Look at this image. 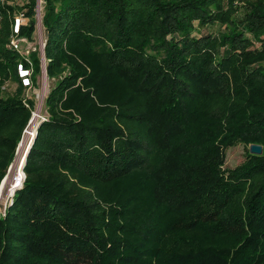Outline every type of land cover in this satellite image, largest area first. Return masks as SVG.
I'll return each instance as SVG.
<instances>
[{
  "label": "trees",
  "instance_id": "1",
  "mask_svg": "<svg viewBox=\"0 0 264 264\" xmlns=\"http://www.w3.org/2000/svg\"><path fill=\"white\" fill-rule=\"evenodd\" d=\"M42 1V53L0 4V181L51 81L0 264H264V0Z\"/></svg>",
  "mask_w": 264,
  "mask_h": 264
},
{
  "label": "rangeland",
  "instance_id": "2",
  "mask_svg": "<svg viewBox=\"0 0 264 264\" xmlns=\"http://www.w3.org/2000/svg\"><path fill=\"white\" fill-rule=\"evenodd\" d=\"M211 31L216 32L217 30H220V27L215 25L209 28ZM39 35H43V29L40 27L39 31L36 29V34L34 35V41H29L27 43L21 42L20 49H26L35 47V44L38 43V37ZM24 43V44H23ZM31 73V72H29ZM25 84L26 82L22 80ZM51 85V81L47 78L45 74V68L42 66L41 74L37 77V85L32 86L29 90V93L33 94L35 97V107L31 111V116L25 126V128L22 131L21 138L16 146L14 157L12 160V163L10 167L8 168L5 176L0 181V206L3 205L5 202H9L10 197L8 194L10 193V184L8 183V180L11 179V175L13 173V165L17 158V155L19 153H23L24 156V162L26 158V154L28 152V149L30 148L34 137L36 135V128L38 124L43 121L46 118V115L43 111V100L49 90V87ZM7 88L9 90H12L14 88V85H7ZM44 117V119H43ZM27 130V131H26ZM21 148V149H20ZM245 159V147L242 143H238L235 146L229 147L225 153V160H224V166L225 167H234L237 164L241 163ZM23 162V165H24ZM23 168V166H22ZM23 172V170H22ZM18 188V187H17ZM15 188V190L17 189ZM14 190V191H15Z\"/></svg>",
  "mask_w": 264,
  "mask_h": 264
},
{
  "label": "built area",
  "instance_id": "3",
  "mask_svg": "<svg viewBox=\"0 0 264 264\" xmlns=\"http://www.w3.org/2000/svg\"><path fill=\"white\" fill-rule=\"evenodd\" d=\"M15 1H18V0H0V4H2V3H12V2H15ZM42 3H43L42 0H34V5H33L35 24H36V29L38 31H39V29L41 27V22H42V20H41L42 19ZM26 21H27V19H26V17L24 16V14L22 12H19V13H17L14 16L13 25H12V35H11L10 40H9V45L13 49H20L21 42L27 43L26 38L19 35L20 26L23 25ZM38 43H39V47H40V50H41V53H42V48L44 46V37H43V35H39ZM34 49H35V47H32V48H28L27 47L25 49V53H29L30 50H34ZM42 66L44 67V62H43ZM19 72H20V76H21L22 80H24L26 82L25 85L28 84L29 83V77L28 76L30 75L29 72H31V71L28 70V69H24L21 66H19ZM43 119H44V117H43ZM24 177H25V174H24V172H22V179L19 180V182L17 184V187H20L22 185ZM14 190L15 189L10 191V193L8 194L9 196H11L9 202H5V203H3V205L0 206V216H4L5 215L6 208L11 204L12 195L14 193ZM0 192H1V189H0Z\"/></svg>",
  "mask_w": 264,
  "mask_h": 264
},
{
  "label": "bare ground",
  "instance_id": "4",
  "mask_svg": "<svg viewBox=\"0 0 264 264\" xmlns=\"http://www.w3.org/2000/svg\"><path fill=\"white\" fill-rule=\"evenodd\" d=\"M23 162H24L23 153H19L17 155V158H16V160L14 162V165H13V170L14 171H13V173L11 175V179L8 180V183L11 186L10 187V191H12L13 189L17 188V184H18L19 180L22 179V166H23Z\"/></svg>",
  "mask_w": 264,
  "mask_h": 264
},
{
  "label": "water",
  "instance_id": "5",
  "mask_svg": "<svg viewBox=\"0 0 264 264\" xmlns=\"http://www.w3.org/2000/svg\"><path fill=\"white\" fill-rule=\"evenodd\" d=\"M261 150H262V146L259 145V144H254L253 143V144L249 145V151L251 153L259 154V153H261Z\"/></svg>",
  "mask_w": 264,
  "mask_h": 264
}]
</instances>
